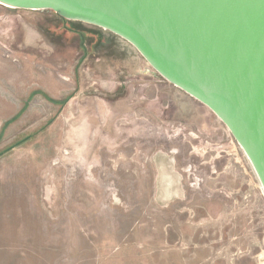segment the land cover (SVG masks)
I'll use <instances>...</instances> for the list:
<instances>
[{
  "label": "rangeland",
  "instance_id": "obj_1",
  "mask_svg": "<svg viewBox=\"0 0 264 264\" xmlns=\"http://www.w3.org/2000/svg\"><path fill=\"white\" fill-rule=\"evenodd\" d=\"M0 264H264V194L124 40L0 3Z\"/></svg>",
  "mask_w": 264,
  "mask_h": 264
},
{
  "label": "water",
  "instance_id": "obj_2",
  "mask_svg": "<svg viewBox=\"0 0 264 264\" xmlns=\"http://www.w3.org/2000/svg\"><path fill=\"white\" fill-rule=\"evenodd\" d=\"M51 10L131 45L207 107L246 157L264 194V0H0Z\"/></svg>",
  "mask_w": 264,
  "mask_h": 264
},
{
  "label": "trees",
  "instance_id": "obj_3",
  "mask_svg": "<svg viewBox=\"0 0 264 264\" xmlns=\"http://www.w3.org/2000/svg\"><path fill=\"white\" fill-rule=\"evenodd\" d=\"M75 31H77V30H75ZM80 35H81V37H82V45L84 44V42H85V36H84V34H93V33H91V32H89V31H77ZM97 38H98V36L97 35H95ZM32 94H34V92L32 93ZM69 97L68 96H66V97H64L63 99H61V100H53V102L54 103H57V104H61V105H63L66 101H67V99H68Z\"/></svg>",
  "mask_w": 264,
  "mask_h": 264
},
{
  "label": "bare ground",
  "instance_id": "obj_4",
  "mask_svg": "<svg viewBox=\"0 0 264 264\" xmlns=\"http://www.w3.org/2000/svg\"><path fill=\"white\" fill-rule=\"evenodd\" d=\"M131 48H133L131 45H129ZM134 49V48H133ZM180 104V103H179ZM185 108V107H184ZM183 110V109H182Z\"/></svg>",
  "mask_w": 264,
  "mask_h": 264
}]
</instances>
